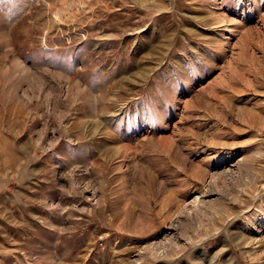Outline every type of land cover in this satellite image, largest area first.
<instances>
[{"label":"rangeland","instance_id":"1","mask_svg":"<svg viewBox=\"0 0 264 264\" xmlns=\"http://www.w3.org/2000/svg\"><path fill=\"white\" fill-rule=\"evenodd\" d=\"M0 264H264V0H0Z\"/></svg>","mask_w":264,"mask_h":264}]
</instances>
